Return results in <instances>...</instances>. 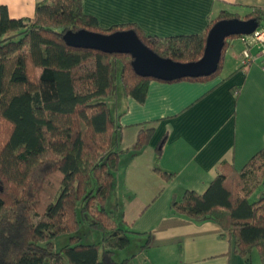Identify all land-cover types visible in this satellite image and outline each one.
<instances>
[{
    "label": "trees",
    "instance_id": "obj_1",
    "mask_svg": "<svg viewBox=\"0 0 264 264\" xmlns=\"http://www.w3.org/2000/svg\"><path fill=\"white\" fill-rule=\"evenodd\" d=\"M230 18L241 15L223 10L201 34L159 37L147 35L137 24L102 29L95 16L84 12L83 0L39 1L30 18H12L2 7L0 264H45L49 259L59 264H127L131 258L118 261L115 254L130 245L132 234H142L130 229L108 203L120 169L123 126L121 114L112 116L106 98L114 91L118 63L115 78L127 96L141 103L155 78L137 74L130 54L71 47L64 35L82 28L105 34L133 29L161 57L193 62L204 55L214 24ZM249 18L263 22L264 10L254 9L244 17ZM229 38L215 73L165 82L218 77ZM153 134L154 127H142L133 149H144ZM166 140L167 134L156 149L155 171L171 181L176 174L160 166ZM263 184L264 149L241 171L220 164L204 193L186 190L172 200L171 212L197 224L217 223L246 264H252L254 249L264 264V192L252 199ZM87 215L102 233L100 242L81 243L77 232ZM61 234H69L70 243L56 250L54 240ZM148 239L143 248L149 247L150 234Z\"/></svg>",
    "mask_w": 264,
    "mask_h": 264
},
{
    "label": "crops",
    "instance_id": "obj_2",
    "mask_svg": "<svg viewBox=\"0 0 264 264\" xmlns=\"http://www.w3.org/2000/svg\"><path fill=\"white\" fill-rule=\"evenodd\" d=\"M39 1L44 0H0V14L6 7L12 18L33 17ZM83 8L105 30L137 24L147 35L174 37L205 32L223 10L244 19L254 9L264 10V0H83ZM228 41L215 79L151 80L143 103L122 90V111L116 99L122 155L108 203L130 229L142 233L131 235L130 245L133 238L139 243L132 256L151 254L153 264H246L220 225L197 224L171 212L172 200L186 190L204 193L220 164L241 171L264 149V70L260 61L244 66L243 44L237 37ZM142 127H154V134L148 146L134 150ZM166 134L160 166L176 174L171 181L155 171L156 149ZM149 234L150 245L143 248Z\"/></svg>",
    "mask_w": 264,
    "mask_h": 264
},
{
    "label": "water",
    "instance_id": "obj_3",
    "mask_svg": "<svg viewBox=\"0 0 264 264\" xmlns=\"http://www.w3.org/2000/svg\"><path fill=\"white\" fill-rule=\"evenodd\" d=\"M259 26L257 18L219 20L208 33L204 55L193 62L161 57L144 44L133 29L105 34L82 28L68 31L64 39L69 46L75 48L130 54L133 57V67L140 76L173 81L212 75L219 68L226 39L235 35L252 34Z\"/></svg>",
    "mask_w": 264,
    "mask_h": 264
},
{
    "label": "rangeland",
    "instance_id": "obj_4",
    "mask_svg": "<svg viewBox=\"0 0 264 264\" xmlns=\"http://www.w3.org/2000/svg\"><path fill=\"white\" fill-rule=\"evenodd\" d=\"M120 68H121V64L118 63L115 70H114V73H113L114 91L108 98H106V100L109 103V107L112 111L113 117H116L115 112H114L116 110L115 109L116 99L119 100L118 104H119L120 108H118V109H120L121 111L123 109V103H124V97L122 96V93H121L122 90H124V89L122 87L121 81H118L117 78H115L117 71L120 74ZM118 173H119V171L117 172V175H116V181L118 178ZM263 192H264V185H261L260 188L253 195L252 199L256 200L257 198H259L262 195ZM114 194L115 195L118 194L116 190H115ZM91 222H92V217L90 215H87L86 219H84L82 222V226H81L80 230L77 232V234L80 235L82 238L81 243L92 244V243L100 242L102 240V233L99 230L92 227ZM136 240H137L136 238H133L132 244L130 245L129 248L125 249L126 251H124V249L118 250L115 254L116 259L118 261H122L123 258L126 257L125 255H129L132 257L131 258L132 260L130 262L131 264H153L151 261V259H152L151 254L149 255L148 253H143L142 255H138L137 257L135 256V258L132 256V254L134 253V250L138 249V247H139V243ZM54 243H55V249L60 250L63 246L70 243V235L69 234H61V235L56 237V239L54 240ZM145 256H146V258L147 257L150 258V260H148V262L145 261ZM250 256L252 259V264H263V262L261 261L258 249H254ZM63 261H64V263H66V259H64ZM45 264H59V263L54 261V260L49 259Z\"/></svg>",
    "mask_w": 264,
    "mask_h": 264
},
{
    "label": "built area",
    "instance_id": "obj_5",
    "mask_svg": "<svg viewBox=\"0 0 264 264\" xmlns=\"http://www.w3.org/2000/svg\"><path fill=\"white\" fill-rule=\"evenodd\" d=\"M237 38L244 46L241 51L242 64L248 66L260 61L264 70V21L260 22L254 33L237 35Z\"/></svg>",
    "mask_w": 264,
    "mask_h": 264
}]
</instances>
